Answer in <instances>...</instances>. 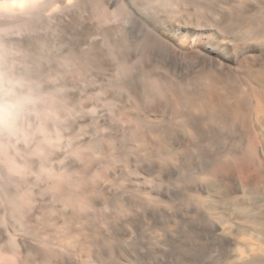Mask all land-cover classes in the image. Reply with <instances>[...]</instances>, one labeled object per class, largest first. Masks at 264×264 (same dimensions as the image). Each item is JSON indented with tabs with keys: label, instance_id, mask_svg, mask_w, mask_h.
<instances>
[{
	"label": "bare ground",
	"instance_id": "6f19581e",
	"mask_svg": "<svg viewBox=\"0 0 264 264\" xmlns=\"http://www.w3.org/2000/svg\"><path fill=\"white\" fill-rule=\"evenodd\" d=\"M58 30L78 35L73 78L87 60L133 110L93 120L97 138L72 136L58 172L18 121L28 107L38 119L44 104L66 121L76 96L27 95L24 111L20 93L0 85V262L264 264V0H0L2 58L59 43ZM117 163L133 174L112 172ZM50 221L63 224L58 236L42 235Z\"/></svg>",
	"mask_w": 264,
	"mask_h": 264
},
{
	"label": "rangeland",
	"instance_id": "374dc122",
	"mask_svg": "<svg viewBox=\"0 0 264 264\" xmlns=\"http://www.w3.org/2000/svg\"><path fill=\"white\" fill-rule=\"evenodd\" d=\"M142 21L146 24L148 20L143 17ZM163 28L164 25H161L159 27V31L157 35L160 37L162 35H165V31L163 30ZM42 33L44 35V38L48 35V34L46 35V32L44 30H42ZM52 33L57 36L59 43L58 42L55 43L51 39L47 38L44 45L40 44V46L43 45V47H40L39 49V45L35 46L36 51H33V49H31L29 53L28 51H26L27 53L24 52L20 54L15 50H11L7 58L4 59L0 56V60L2 62L0 63V66H4V68L2 67V69H5V72L8 71L6 74H4L3 79L0 81V85H2V90H4L5 92L7 90V93L11 91L10 89H12V91L14 89L13 92L14 94L12 95L16 96L17 98L19 97L18 93H20L19 98H21L22 96L24 102H26V98L28 99L30 95H34V97H38L39 99V95L45 96L48 92H59L58 93L59 96L62 97L61 93L67 91L73 93V95L76 96V98L73 99V103L79 102L80 107L78 105H75L73 111H67V114L65 116L66 121H58V123L57 121L50 119L49 111H47L44 107V105L46 104L36 105V107L40 106L38 111V115H40V117L36 119V117H34V115L32 114V111H35L33 110L34 107H28V104L30 102H26L27 106L24 107L22 105H26V104L22 103L23 102L22 99H19V101H22L21 102L22 108L24 109L28 107L29 112H26V121H24V123H20V121H18V125H20L21 128L24 127V129H27L31 135L35 136L34 137L35 144L39 143L44 146V148L48 151L47 154L48 157L45 160V164L50 169L53 168L54 171L58 170L59 172L62 170L64 165L65 164L67 165V163H69L72 159L71 158L72 156L70 155V149H68L69 152L66 151V147H68V143H71L72 141L71 138L72 136L78 137L77 140L86 139V138L88 139L97 138L101 134L100 130H102V127L97 126L95 123H93V120L94 121L97 120V118H99L100 116H105V117L109 115L114 116L115 113L118 115H123L128 117V115L133 110V106L125 103H121L115 97L107 94V90H108L107 86L102 85L101 82L97 79V77L98 76L102 78L105 77L106 79H109L110 77L104 76L103 69H97V68H94V71L95 70L96 71L94 72L95 75H93V69L88 65L87 60L83 59L84 63H86V65L89 68L86 70L84 75L79 77L81 80H77L76 78L74 79L73 75L75 74V64L73 60L75 61L76 59H82L83 57V51L80 50L79 46L76 45L75 43L76 39L78 38V35L74 33H68L67 30L66 31L58 30ZM167 41L174 49H177L178 45L176 43L169 40ZM31 51L32 54L36 52L38 56L41 55V57H39L40 61L38 60V57L37 59H35L36 57L34 56L32 57H34L35 60L32 57H29V59L31 58L29 62L23 61L24 59L20 55L27 54V56H29ZM37 51L38 52L40 51L42 54L40 52L38 53ZM32 59L34 61L38 60L39 62L36 61L34 63L33 61H31ZM158 63L157 65L159 67L161 64ZM68 67H70V69H68ZM160 67L161 70H163L162 65ZM165 73L166 72H164V74ZM175 76L178 75L167 72L166 76H164L165 77L164 80L166 83H168V81L173 84L178 82L175 85L177 87V84H179L178 86L180 89L181 83L177 80V78L174 79ZM22 77H24V79H22ZM17 79L18 80L22 79V81L17 82ZM172 80H174V82ZM36 81H38V83H42V89H40V91H38V83H36ZM3 83L5 86L3 85ZM80 84H83V86L80 87L79 86ZM9 85L15 88L8 87ZM6 88H10V89H6ZM86 91H88V93L92 91V93L87 95ZM104 95H106V97ZM41 100H43V97L42 99H40V101ZM162 100L163 99H160V101ZM82 103L89 104L90 105L89 108H85L84 106L85 110H83ZM161 104L163 105V102H161ZM92 107H94V109L98 111V115H95V112L91 110ZM25 110L28 111L27 109H24V111ZM153 115L154 118L150 117L149 120L161 121L164 119L163 117L164 114L162 112L157 114L155 113ZM131 118L132 116L129 119ZM44 119H46L45 121H47V128H46L47 130L40 131L38 127H41L43 124H45ZM28 121L32 123V127H28ZM55 125L60 126L62 129V131L59 133L60 135L57 133V136L59 137L60 141H58L56 135L53 134L54 130L52 129ZM96 131H98V135H96ZM46 138L47 141L45 140ZM33 158L35 161L38 162L42 159L39 154L33 155ZM64 159H68V161H64ZM10 161L8 160L9 163H11ZM121 165L122 164L120 163L113 165L111 171L112 172L117 171L120 173L126 171L130 174H133L132 168L130 167L125 168L124 166ZM60 166L63 167L61 168ZM118 167H120L119 170ZM100 169H102V167ZM106 172L108 171L104 167V170L99 173H106ZM39 174L41 173L39 172ZM62 227L63 224L61 222L50 221L49 224H47V227H45V229H42V235L47 236L48 234H52L53 236L55 235L58 236L59 230H64V228ZM67 231L68 233L66 238L68 240L71 237V232L70 230ZM169 252L170 251H166L165 258L162 261H166ZM0 264H6V263L0 262Z\"/></svg>",
	"mask_w": 264,
	"mask_h": 264
}]
</instances>
